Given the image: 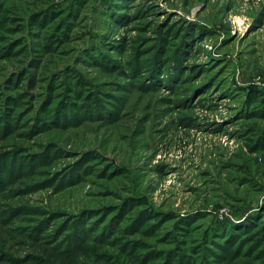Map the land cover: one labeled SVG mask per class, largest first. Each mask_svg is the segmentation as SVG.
I'll list each match as a JSON object with an SVG mask.
<instances>
[{
  "label": "rangeland",
  "instance_id": "1",
  "mask_svg": "<svg viewBox=\"0 0 264 264\" xmlns=\"http://www.w3.org/2000/svg\"><path fill=\"white\" fill-rule=\"evenodd\" d=\"M263 205L264 0H0V264L208 260L255 213L221 264H264Z\"/></svg>",
  "mask_w": 264,
  "mask_h": 264
},
{
  "label": "trees",
  "instance_id": "2",
  "mask_svg": "<svg viewBox=\"0 0 264 264\" xmlns=\"http://www.w3.org/2000/svg\"><path fill=\"white\" fill-rule=\"evenodd\" d=\"M263 207H264V205H263ZM258 211H264V209L263 210H260V208H259V210ZM143 213V212H142ZM140 214L141 216L140 217H138V220L139 219H141L142 218V215L143 214ZM258 213V212H257ZM256 214V213H255ZM254 214V215H255ZM253 215V216H254ZM195 216V215H194ZM201 216V215H200ZM253 216H251V214L250 215H248V217L249 218H247L246 219V223H247V225L248 226H241L239 229H237V225L235 224V225H231V223H229L230 224V226H228V225H224L223 223H221V221L220 222H218L217 224H216V228L217 227H219V233L222 235V237L224 238V241H223V243L222 242H217L214 238L212 239L211 237L214 235V233H216V232H213V234L211 233L210 234V231H208V230H206V234H205V239L207 238V239H211V243L212 244H214L216 247H215V250H213V249H211L210 247H206V249L207 250H209L212 254H214V258L212 257V254H211V258L210 259H208V260H206V257H207V255H204V254H201V250H204V248H202V247H196V248H193V251L195 252V254L196 253H198L197 255H194V256H192L191 258L189 257L190 255H188L186 252H185V250H182L181 252H182V255L180 256V257H178L179 258V260L180 261H182L183 260V264H221V262H226V261H231L232 259H237L238 258V256L237 255H239V254H241L242 252V250H240V249H237V250H235L234 252H228V247H225L226 245H224V244H226L227 242H229V241H231L232 239H234V238H236V237H239V236H241V235H243V233L242 232H246V231H248L249 229H250V224L251 223H248V221H250V220H252V221H254V219H252L253 218ZM151 217V216H150ZM150 217H147V218H143L142 220H141V222H139V224H137L138 226L136 227V228H139L142 224H144L145 223V221L147 220V219H150ZM152 218V217H151ZM256 218H258V216L256 217ZM194 219H196V218H194ZM189 220V219H188ZM240 219H238V220H236V221H239ZM187 221V220H186ZM186 221H184V220H182V219H179L178 220V223H177V227L179 228V229H181V230H184V231H188V229H187V226L188 225H190L189 223H191V222H193V220H190V221H188V222H186ZM233 223V222H232ZM182 225V226H181ZM143 226V225H142ZM154 227V226H153ZM153 227H151L150 228V230L149 231H152L153 230ZM187 229V230H186ZM214 231V230H213ZM217 231V230H216ZM233 232V233H232ZM223 233V234H222ZM232 233V235L233 236H230V234ZM215 236H216V234H215ZM85 239V237L84 238H78L77 239V241H82V240H84ZM232 242V241H231ZM229 245H231V244H229ZM140 247H142V248H145L144 246H140ZM213 247V246H212ZM218 249V250H217ZM179 250V249H178ZM220 251V252H219ZM71 252V251H70ZM251 250H249V251H247V252H245V254H247V255H251ZM200 255H202L201 256V258H199L200 257ZM164 259H163V262L161 263V264H170L173 260H174V252L172 251V250H168V252L164 255ZM196 258H199V259H196ZM143 259H147V258H143ZM153 260V259H156V260H159L160 259V256H154V257H152V258H150V259H148V260H142V262L141 263H144V264H148V262L150 261V260ZM184 259H186V260H184ZM206 260V261H205Z\"/></svg>",
  "mask_w": 264,
  "mask_h": 264
}]
</instances>
